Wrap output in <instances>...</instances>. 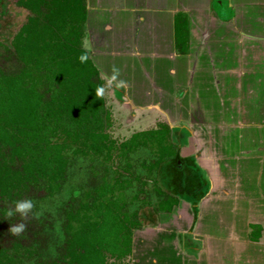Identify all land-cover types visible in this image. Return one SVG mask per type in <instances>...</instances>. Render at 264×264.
Masks as SVG:
<instances>
[{"label":"crops","instance_id":"crops-1","mask_svg":"<svg viewBox=\"0 0 264 264\" xmlns=\"http://www.w3.org/2000/svg\"><path fill=\"white\" fill-rule=\"evenodd\" d=\"M82 47L118 131L167 125L184 166L127 263L264 264V0H85Z\"/></svg>","mask_w":264,"mask_h":264},{"label":"trees","instance_id":"trees-1","mask_svg":"<svg viewBox=\"0 0 264 264\" xmlns=\"http://www.w3.org/2000/svg\"><path fill=\"white\" fill-rule=\"evenodd\" d=\"M16 3L30 12L11 45L0 44L4 47L0 51V264H18L26 256H35L32 264H128L132 230L139 223L126 220L138 213L121 211L131 181L125 180L118 166L110 168L111 178H104L66 212L60 231L63 241L52 257L39 251L45 245L44 222L31 214L6 216L16 200L31 199L28 191L33 184L47 192L58 188L74 156L101 160L108 167L116 158L128 163L131 154L147 148L154 155L148 165L151 172L176 157L167 125L134 133L121 143L106 132L110 114L103 95L95 94L103 80L82 47L85 0ZM82 53L88 55L83 64L77 59ZM171 174L166 169L163 180H170ZM141 182L135 195L138 201L141 193H147L143 185L148 182ZM154 188L160 198L156 209L171 210L176 199L169 188ZM21 222L26 225L24 232L11 235L9 226Z\"/></svg>","mask_w":264,"mask_h":264},{"label":"rangeland","instance_id":"rangeland-1","mask_svg":"<svg viewBox=\"0 0 264 264\" xmlns=\"http://www.w3.org/2000/svg\"><path fill=\"white\" fill-rule=\"evenodd\" d=\"M29 12V10L19 6L16 0H0L1 45H11L14 35L25 21ZM3 46H0V51L2 49L4 50ZM105 125L107 126L105 128L106 132L117 143H121L131 137L128 136V133L118 131L120 127L118 128L110 115L107 117ZM71 160L72 164L67 171H65L64 179H60L59 182L61 185H59L58 188L56 187L47 192L42 185L33 184L29 188L30 191H28V195L31 196V200L34 203V208L30 214L37 220L44 222L45 231L43 235L45 233V236L42 235V237L43 241L45 240V245H42V248L39 250L43 252V257L47 255L50 257L54 256L58 250L57 246L62 243L63 234L61 237L60 231L62 225L66 221V212L76 207L82 199L86 198V194L96 188L104 178H111L113 174L110 168L118 166L117 168L123 172L125 180H127V182H129V180L131 181V187L124 191L126 204H124L121 211H124L126 214L137 212L138 214L136 217L129 216L130 218H127L128 221L126 220V222L134 224L137 220L139 225H141L143 223V210L146 221L150 220V217H153L157 211L155 207L160 202V198L154 190V186L162 189H167L168 187L170 192L179 191V189H177L179 188V183L175 182L168 186L169 180H163L162 172L165 173L166 169H170L171 172L175 174L184 167L179 164L175 158H170L151 172V168L148 165L154 161V155L147 148H140L135 153L131 154L128 163L127 160L116 158L115 162L109 163L108 167H105L106 165L103 164L101 160L92 159L91 157L84 158L74 156ZM131 174L133 176L132 178ZM134 175L138 178L135 179ZM142 180L148 182L147 185H143L147 193H141V201H138L135 199V195L138 193V189L142 187ZM52 191L53 193L51 194ZM148 200L150 203H145ZM147 206L150 208H146ZM123 219L125 220L126 218L123 217ZM58 231V236L60 237L57 239ZM34 258L29 256L21 257L18 264H32Z\"/></svg>","mask_w":264,"mask_h":264},{"label":"clouds","instance_id":"clouds-1","mask_svg":"<svg viewBox=\"0 0 264 264\" xmlns=\"http://www.w3.org/2000/svg\"><path fill=\"white\" fill-rule=\"evenodd\" d=\"M77 59L80 63L83 64L88 60V55L87 53H82L78 55ZM118 75H119V69L113 66L112 76L109 79L108 84L112 85L114 82H116L117 87H123L124 85L123 81L117 82ZM104 90L105 89L103 86L97 87V89L95 90V94L97 96H101L104 94ZM33 208H34V203L30 198L19 199L14 202V207L6 211V216L12 217L14 214L19 213L21 217H27L32 212ZM34 215H37V214H34ZM25 227L26 225L23 222H21V223L10 225L8 228V231L13 236H19L21 233L24 232Z\"/></svg>","mask_w":264,"mask_h":264}]
</instances>
